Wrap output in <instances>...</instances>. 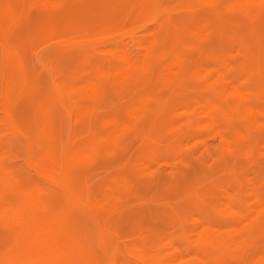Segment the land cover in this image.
I'll return each mask as SVG.
<instances>
[{"label": "rangeland", "instance_id": "rangeland-1", "mask_svg": "<svg viewBox=\"0 0 264 264\" xmlns=\"http://www.w3.org/2000/svg\"><path fill=\"white\" fill-rule=\"evenodd\" d=\"M153 1L149 6L148 0H0V64L9 55L24 79L13 97L5 94L0 78L4 165L31 190L38 186L44 200L68 211L91 256L103 264H137L128 254L133 245L166 257L179 246L186 259H194L196 240L208 239V229L240 240L229 250L208 244L222 264H264V15L236 0L231 7L230 0ZM151 48L145 80H109L103 93L91 85L96 71L110 68L121 53L140 62ZM180 56L189 60L187 75L166 78L165 66ZM218 75L251 81L243 87L251 89L260 109L252 118L244 108L229 110L232 120L221 122L225 138L199 115ZM76 95L84 97V107ZM191 117L188 130L194 137L182 141ZM47 121L56 150L72 166L76 183H83L80 204L72 205L32 163L27 130ZM120 125L122 136L111 144L107 137ZM105 194L110 200L104 211L106 241L94 211ZM11 234L0 222V258L11 246Z\"/></svg>", "mask_w": 264, "mask_h": 264}, {"label": "bare ground", "instance_id": "bare-ground-1", "mask_svg": "<svg viewBox=\"0 0 264 264\" xmlns=\"http://www.w3.org/2000/svg\"><path fill=\"white\" fill-rule=\"evenodd\" d=\"M48 1L49 0H47V2ZM201 1L207 2L205 0H201ZM236 1L243 2L247 6V8H249V9H254V11L252 10L251 13L255 12L256 16H259V15L263 16L264 15V0H236ZM141 2H143V0H141ZM153 2H154L153 0H148L149 6H151L153 4ZM230 2H229V5L231 7V4H233L232 3L233 1L230 0ZM35 3H37V2H35ZM225 4H228V3H225ZM188 5H190V4H188ZM233 5H235V4H233ZM218 6L219 5L217 4L216 7H218ZM187 7L188 6L186 5V8ZM195 7H197V6H195ZM198 7H200V6H198ZM57 8H59V7H57ZM62 8H64V6ZM238 8H240L239 5H238ZM197 9H198V11L200 10V8H197ZM223 9H225V8H223ZM64 10L66 11V9H64ZM40 11H41V9H40ZM62 12H64V11H62ZM55 13H56V10H55ZM142 13H144V12H142ZM135 16L137 19V15H135ZM194 16H196V15H194ZM165 17H167V16H165ZM197 21H199V20H197ZM183 22H185V21H183ZM138 24H140V23H138ZM193 26H195V24ZM162 27H163V25H162ZM169 28H170V26H169ZM205 28H206V26H205ZM200 29H201L200 32H202V34L204 35L202 28H200ZM153 34H155V33L153 32ZM187 39H189V38H187ZM199 39H201V38H199ZM156 44H154V46ZM159 45H161L160 42L158 43V46ZM191 45H193V44H191ZM7 47H8V45H7ZM74 49H76V48L74 47ZM154 50L155 49H152V48L149 49L147 51V54L144 56L143 60H141L140 62L134 61L132 59V57H130L128 54L121 53V55L118 59L119 61L113 62L112 66L110 68L101 67L96 71L95 77L92 80H90L92 82L91 85H93L95 87L96 92L100 91L103 93V92H106L108 90L109 80H111V81L113 80L114 82H116V84H117V82L122 83L124 81L125 82L134 81L135 83H139L141 80H145L147 78V75L151 72V71H149L150 67H151L149 62H150L151 56H153ZM75 52H76V50H75ZM185 60L186 59L184 56H180L178 58H174L170 63H168L167 66H165L166 78H168L169 76H175V74L179 73L178 75L181 76L180 80L183 79L187 75V73L189 71V65H190L189 60H187V61H185ZM14 63L11 61L10 56L8 55L5 65L0 64V78L2 81L3 88H4V92H5V94H10L13 97L15 95H18V93L22 91L23 86H24L23 85L24 79L16 67L17 64L14 65ZM199 64H201V63H199ZM145 66H149V68L146 67V70H144ZM206 66H208V65H206ZM205 69L209 70V66H208V68H205ZM202 70L204 72V69H202ZM152 72H153V70H152ZM206 72H207V70H206ZM237 73H238V75H240L241 70L237 71ZM200 74H201L200 76H202V73H200ZM224 76H225V74H224ZM240 80H242V79H240ZM164 82L165 81H163V83ZM211 82L212 81H210V83ZM78 83L81 84V82H78ZM245 83L249 87L252 86L251 81L239 82V80H236V78H231L229 80H221V78L218 75L217 79L212 83V85L215 86V89L213 91L207 93L209 95V97L205 100V103H204L205 105L201 106L202 109L200 110L199 115L201 117H205L207 119V120L205 119V121H203L201 123H203V124L206 122L209 123V124H207L208 128L219 127L221 132H222L221 134H223V137L225 138V133L223 131V128L221 127V122L222 121L228 122V121L232 120L229 118L230 116H228L229 110L231 112H235L238 109L244 108V113H245L246 117H247V115L248 116L250 115V118H252V115L260 113L259 105L254 98V94L251 93V89L243 87V84H245ZM182 85L184 87V84H182ZM163 91L165 92V90H163ZM119 94H124V93H119ZM199 94H200V92H199ZM202 94H205V93L203 92ZM194 96L196 97V95H194ZM16 100H17V98H16ZM74 100L77 104L84 107V97H78V95H76V97H74ZM106 102H107V100H105V103ZM199 104L200 103L198 102L197 105H199ZM198 107H200V105ZM184 109L187 110L186 108H184ZM139 111H141V110H139ZM194 113L198 114L196 112V110ZM79 114H80V112H79ZM134 116L138 117L139 115L138 116L134 115ZM66 117H67V115H66ZM77 117H79V116H77ZM131 117H133V114L131 115ZM38 118H42V117H38ZM251 120L254 121V117ZM255 120H257V118H255ZM67 121H68V119H67ZM192 121H193V119L191 117L190 121L188 122V126L185 129L186 132L182 136L183 137L182 141L186 140V142H187L194 137L188 130V128L191 126ZM99 122H100V120H99ZM186 122L187 121H185V123ZM262 122H261V124H262ZM46 123H48V124H46L44 126L41 125L39 127H35L34 129H28L27 133H26L27 136L25 135L28 138V145L30 148V153H31L30 156H31L32 163L34 164L35 168H37L39 171L43 172V175H44V173L46 175H48L49 178H51L53 180L52 182L55 181L57 183V185H59V187H61L64 190L67 198L72 201V205H73V202L76 204L77 203L80 204L84 201V191L82 189V186L80 187V185L78 186V184H83V183L80 181L79 178H78L79 179L78 183H76V181L74 180V177H73L74 172H73L72 166L66 165L64 163V159H66V158H64V155H62V154L60 155L58 153V151L56 150L57 147L54 144L55 138L53 136L54 133H52L53 127L51 128V125H50L51 122L47 121ZM71 123H73V121ZM74 124H76V123H73V125ZM104 124H106V123H104ZM189 124H190V126H189ZM205 125L200 126V124H199V126L202 128H203V126L205 127ZM22 128H24V127H22ZM76 131H77V129H76ZM122 131H123V128L120 125L116 129H114L112 132H110L107 139H109L111 144H115L118 140H120V138L122 136ZM219 131H217V132H219ZM213 132H216V131L213 129L212 133ZM232 133H234V132H232ZM242 134H244V133H242ZM231 136L232 135H230L228 137L231 138ZM83 138L84 137H82V139ZM205 139L206 138H204V140ZM58 140H59L58 142L60 143L59 138H58ZM226 140L228 141L230 139H226ZM227 141L224 143V144L227 143V145H224L226 147L229 145V143ZM184 144H186V143H184ZM191 144H192V142H191ZM206 144L209 146L208 143H206ZM207 145H205V147ZM187 146H189V145L186 144V147ZM195 146H197V145H195ZM109 148H111V147H109ZM227 148H230V147H227ZM74 149H76V148H74ZM93 149H95V148H93ZM206 149H209V148H206ZM92 150L90 149L89 151H92ZM110 150H112V149H110ZM61 151H63V150H61ZM106 151H108V150H106ZM208 151L210 152V149ZM259 153H260V151H259ZM197 154H200V151ZM197 154L194 157H196ZM87 155H89V154H87ZM211 155H212V153H211ZM199 156L200 155H198L197 158H200ZM229 156L231 157V155H229ZM81 157H82V155H81ZM29 162H30V160H29ZM187 163H189V162H187ZM36 175H38V173H36ZM87 181H88V179H87ZM117 183L119 184V182H117ZM51 187H53V186H51ZM113 187H115V186H113ZM113 187H111V188L113 189ZM37 189L41 190L40 188H38V186H37ZM37 189L31 190L27 184H25L19 177L15 176L13 174V172L11 171V169H8L4 165V156H3V154L1 155V153H0V222L3 224L4 227H7L12 233L11 234L12 235L11 246H10L9 250L0 258V264H103L101 261H98L91 256L90 251L88 250V248L85 244L84 238L82 236L83 234L81 235V233L78 231V229L72 223V216H70L71 214H69L68 211H66L64 208L57 207L56 205H54V203L52 201L44 200L41 197V192L38 191ZM60 196H62V195H60ZM59 198H61V197H59ZM109 202H110L109 194L108 195L105 194L94 205V211L96 214V221L98 223V226L101 228V230H103V235H104L105 241L108 238H107L106 232L104 230V211L106 210ZM229 208H230V206H229ZM235 211H237V210H235ZM256 213H257V211H256ZM240 220L242 221V223H244L246 220L245 216H240ZM244 225H240L241 229L243 228L242 226H244ZM204 226L202 228H205ZM213 228H215V227H213ZM227 228L228 227H226L225 229H227ZM219 229H221V228H219ZM238 231H240V230H238ZM206 232L209 233L207 236L208 239L203 237L202 235H200L201 237L198 240H196V242L198 244L197 247L199 250V255L194 257V259H186L185 254L181 250L182 248H180L179 246H178L179 248L172 246V252L167 257L160 254V253L150 251L142 245H140V246H134V245L129 246L128 254H130L132 257H134L135 260L133 259V261H136L137 264H222L219 257L216 256L214 252H209L207 250L208 244H213V246L218 247V248L228 249L231 246H233L237 242V240L236 239L233 240L232 238L230 239L229 233H225V232L219 233V231H216L213 229H208V230H206ZM245 234H247V232ZM135 241H137V240H135ZM238 241L240 242V240H238ZM169 242H171V240ZM239 242H237L236 245L237 244L240 245ZM176 245H178V244H175V246ZM235 247H237V246H235ZM149 248H151V247H149ZM154 250H155V248H154ZM256 256H258L257 252H256ZM260 257L261 256H259V258ZM255 263L257 264V262H255ZM250 264H253V262Z\"/></svg>", "mask_w": 264, "mask_h": 264}]
</instances>
